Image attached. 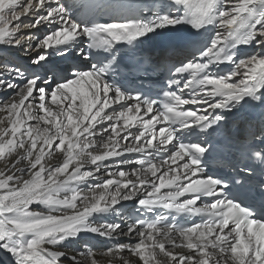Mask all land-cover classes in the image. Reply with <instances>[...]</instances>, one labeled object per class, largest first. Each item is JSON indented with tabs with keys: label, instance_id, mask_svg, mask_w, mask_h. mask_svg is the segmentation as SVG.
Here are the masks:
<instances>
[{
	"label": "snow or ice",
	"instance_id": "obj_1",
	"mask_svg": "<svg viewBox=\"0 0 264 264\" xmlns=\"http://www.w3.org/2000/svg\"><path fill=\"white\" fill-rule=\"evenodd\" d=\"M74 6L0 0V48L31 59L21 66L0 53V96L12 92L0 99V264H264V0H159L104 23L76 16ZM183 25L191 34L167 39L175 91L163 93L160 108L109 82L115 57L104 64L101 55ZM73 52L96 63L44 71L51 56ZM246 107L261 110L243 146L259 164H245L243 179L208 174L210 145L200 137ZM141 112L152 115H133ZM195 216L200 223L177 220ZM85 233L115 243L53 250Z\"/></svg>",
	"mask_w": 264,
	"mask_h": 264
},
{
	"label": "bare ground",
	"instance_id": "obj_2",
	"mask_svg": "<svg viewBox=\"0 0 264 264\" xmlns=\"http://www.w3.org/2000/svg\"><path fill=\"white\" fill-rule=\"evenodd\" d=\"M68 3L70 5V0H68ZM43 33L44 32H42L40 34H43ZM37 34H39V33L37 32ZM5 51H7V50H3L2 48H0V53H2L4 56H7V58L9 60L15 62L16 64L21 65V66H28V65L31 64L30 57H28L27 59H23V58H20L19 57V59H18V58H15L14 57L15 55H8V53L7 52L5 53ZM16 51L17 50L14 49V53ZM26 56H28V54ZM0 58H2V57H0ZM50 58H54V56H51ZM84 87L87 88V85H84ZM10 95H12L11 90H9L8 93L0 96V99H4V98H6L7 96H10ZM93 111H95V109ZM56 159H58V158H54L53 162H55ZM31 207H32V210H35V211H44V208H43L42 205L34 204ZM94 219H95V222L96 223H103V222H105V218H103V217H95ZM108 222H112V218L111 217L108 218ZM93 237H98V236H96L95 234H92V233H85V234H82L80 238H78L76 240H73V241L67 242L65 248H59V249H53V250L67 251V252H69V254H71L73 251L82 250L83 245L85 243H89V244H92V245H94V243L96 244V242L93 240ZM121 237L126 238V239H122V243H135L136 242V238L135 237H133L131 240L128 237H125V236H121ZM99 238H101V237H99ZM105 247H106V245H100L98 248L99 249H103ZM97 258H99V257H97ZM62 260H63V258H62ZM63 264H68V261L67 260H63Z\"/></svg>",
	"mask_w": 264,
	"mask_h": 264
},
{
	"label": "rangeland",
	"instance_id": "obj_3",
	"mask_svg": "<svg viewBox=\"0 0 264 264\" xmlns=\"http://www.w3.org/2000/svg\"><path fill=\"white\" fill-rule=\"evenodd\" d=\"M21 19L24 21V23H31L32 22L31 20H25L23 17ZM45 31H46V29L43 26H41V28L38 31L35 29L33 30V32H38L39 34L42 32H45ZM25 34H29V33L26 32ZM7 51H11L14 53V49H7ZM10 53L8 55H11ZM17 54H18V57L23 58V59H27L29 57V56H26L27 53H24V52L22 53V51L17 50L13 55H17Z\"/></svg>",
	"mask_w": 264,
	"mask_h": 264
}]
</instances>
